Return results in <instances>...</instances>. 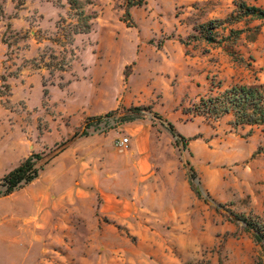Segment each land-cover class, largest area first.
<instances>
[{"label":"rangeland","instance_id":"rangeland-1","mask_svg":"<svg viewBox=\"0 0 264 264\" xmlns=\"http://www.w3.org/2000/svg\"><path fill=\"white\" fill-rule=\"evenodd\" d=\"M79 1L88 33L69 0H0V178L67 144L0 194V264H264L234 217L264 220V125L194 110L264 84V19L239 15L264 0ZM132 107L149 109L123 122ZM93 116L104 133L84 130ZM133 130L153 134L146 161Z\"/></svg>","mask_w":264,"mask_h":264},{"label":"trees","instance_id":"trees-1","mask_svg":"<svg viewBox=\"0 0 264 264\" xmlns=\"http://www.w3.org/2000/svg\"><path fill=\"white\" fill-rule=\"evenodd\" d=\"M145 3V0H127V6L129 8L134 6H141ZM71 9L80 11L78 15V22L76 26H72L74 34L88 33L90 30L89 20L91 17L86 16L83 12V6L79 0H69ZM242 9V8H241ZM245 11H239V15H253L264 19V11L256 8H243ZM128 20H130L129 11L126 12ZM210 26H203L201 33L209 34L211 31ZM45 94H48L46 90ZM149 108L145 107H132L126 109L127 116H124L123 122H133L136 120H142L144 118L143 111ZM196 111L195 115L203 116L212 120H217L223 115L232 114L235 118V125H264V84L256 87H232L229 90H225L222 94L217 96L210 95L206 98H201L198 105L194 106ZM187 114V112H184ZM155 116L162 120V118L155 113ZM103 116H93L88 118L87 125L84 126V130L88 129L87 126L90 122H100ZM166 126L172 137L175 139V144L178 145L179 141L182 140V145L187 147L186 139L182 136L171 122L165 121ZM79 134L76 133L73 138H76ZM82 135L86 136L83 132ZM70 141V140H69ZM68 141V142H69ZM67 142V143H68ZM67 144H63L61 147H57L52 157L48 160L38 154H32L26 158L20 165L12 169L2 178H0V194L3 196H9L14 192L31 185L39 177L40 173L44 170V167L48 165L54 157L61 153ZM260 153V148L256 154ZM191 175L189 178L191 188L197 198H201V193L193 186V182L197 179L196 173L193 168H190ZM237 221H241L245 225V229L249 232L254 242L261 247L264 252V220L260 218H244L241 216H234Z\"/></svg>","mask_w":264,"mask_h":264},{"label":"crops","instance_id":"crops-1","mask_svg":"<svg viewBox=\"0 0 264 264\" xmlns=\"http://www.w3.org/2000/svg\"><path fill=\"white\" fill-rule=\"evenodd\" d=\"M133 135H135V137H136V143H138L137 144V148H133L132 150H130L129 152H128V155H131V154H134V153H136V152H138V154H139V157H142L145 161L148 159L147 157H148V155L146 156V155H144V150H147V143H148V141L150 140V137L151 138H153V134L151 135V133L150 132H148V131H145V130H143V131H139V130H133ZM140 143H142V145L144 144V147H140Z\"/></svg>","mask_w":264,"mask_h":264},{"label":"built area","instance_id":"built-area-1","mask_svg":"<svg viewBox=\"0 0 264 264\" xmlns=\"http://www.w3.org/2000/svg\"><path fill=\"white\" fill-rule=\"evenodd\" d=\"M111 122L112 119L110 118H103L100 122H95L94 123V126H92V130L95 129V127L98 128V132H102L104 133V131L107 129V127H105V125L107 124V122ZM129 143V139L128 138H123L122 140H120L118 142V145L121 146V147H124V146H127V144Z\"/></svg>","mask_w":264,"mask_h":264}]
</instances>
